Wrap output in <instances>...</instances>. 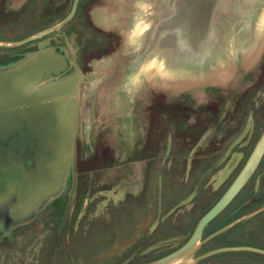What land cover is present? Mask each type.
Listing matches in <instances>:
<instances>
[{"label": "rangeland", "instance_id": "obj_1", "mask_svg": "<svg viewBox=\"0 0 264 264\" xmlns=\"http://www.w3.org/2000/svg\"><path fill=\"white\" fill-rule=\"evenodd\" d=\"M161 1L80 0L67 25L34 40L32 47L12 45L61 22L73 0H29L16 15L0 12V66L15 61L13 55L36 50L39 41H48L54 48L67 35L77 55L72 61L94 96L90 104H79L77 153L62 193L25 218L0 211V264H150L184 242L257 144L264 130V0L240 12L231 0L222 1L204 32L196 22L200 16L192 21L188 3L172 24L182 33L185 28L194 29V42L198 35L201 40L193 46L169 30L170 17L166 19L157 46L174 50L167 61L179 62L175 66L181 69L172 73L144 61L138 52L145 40L141 33L151 22L146 17L151 7L164 19L169 14V3ZM148 99L158 104L154 106H158V134L151 137L158 150L144 166L148 169L144 179L137 155L123 163L108 160L104 151L117 134L118 143L136 142L144 130L137 118ZM85 107L92 114H84ZM152 108L145 110L150 111L149 125ZM226 128L227 133H219ZM233 144L241 149L235 156ZM120 145L111 148L118 158L128 149ZM91 154L96 158L90 159ZM94 159L99 160L92 163ZM138 165V178L131 175L129 183H123L124 172L132 173ZM1 170L0 195L6 183L20 177L15 167L14 172ZM44 186L32 184L31 188ZM29 195L35 193L30 190ZM223 226V233L200 246L194 256L232 242H250L264 249V158L205 235ZM248 261L264 264L263 257L242 252L219 253L196 264ZM194 262L189 256L173 264Z\"/></svg>", "mask_w": 264, "mask_h": 264}, {"label": "water", "instance_id": "obj_2", "mask_svg": "<svg viewBox=\"0 0 264 264\" xmlns=\"http://www.w3.org/2000/svg\"><path fill=\"white\" fill-rule=\"evenodd\" d=\"M79 1L73 0L69 14L61 22L16 42L12 46L28 44L67 25L74 17ZM170 1L172 2L161 1L163 4L169 3L170 5L169 14L165 19L153 6L150 13L147 12L146 17L151 19V22L149 25L146 24V29L141 33L142 40H145L141 44L142 47L138 48L139 56H143L144 61H152L153 65L157 64L161 71L167 73L179 72L181 69V66L178 65L179 68L175 66L179 62L167 61L166 56L168 53L171 56L174 53L173 49L157 46V41L164 34L163 29L167 21L169 30H175L176 33L182 35L186 44L197 45L201 40L199 35L194 42L193 34L196 33H193V28V32L185 28V32L182 33L180 27L172 24L174 16L178 17V14H182L186 5L190 3L192 21L200 16L196 22L204 32L208 29L206 23L214 14L215 9L223 6H221L222 1L225 2V0H198L199 6L197 0ZM231 1L236 4L238 12H240L246 7L249 9L251 3L254 5L255 2L261 0ZM181 2L183 3L181 4ZM179 5L183 6L179 8ZM166 19L168 20L166 21ZM201 31L197 30L198 33H202ZM218 36L219 34L216 36L217 39L220 37ZM226 42L231 44L229 40ZM47 46V41L39 42L38 51L27 54L23 59L11 65L0 67V174L3 172L1 167L9 169L10 172H14L15 167L20 175L19 179H12L6 183V187L0 195V211L5 210L13 215L12 217L17 215L18 218H25L38 210L44 199L53 198V195L60 193L64 178H66L73 162V143L77 129L78 87L82 80H79L78 75L56 78L60 72L66 69V52L63 50V56L55 54ZM67 46L73 54L69 43ZM222 46L223 51L224 47ZM40 81H44V83L41 84ZM263 155L264 131L237 177L219 200L199 219L190 238L175 251L150 264H173L192 256L200 244L206 225L219 215L241 191ZM23 166L27 168L25 172H21ZM32 184L45 186L37 190L38 187L31 188ZM30 190L35 193L34 197L29 195ZM224 251H252L264 254L263 250L255 248L232 247L207 252L197 257L196 260Z\"/></svg>", "mask_w": 264, "mask_h": 264}, {"label": "flooded vegetation", "instance_id": "obj_3", "mask_svg": "<svg viewBox=\"0 0 264 264\" xmlns=\"http://www.w3.org/2000/svg\"><path fill=\"white\" fill-rule=\"evenodd\" d=\"M28 1L29 0H0V12H7V13H19V12H21L20 10H23L24 9V6L28 3ZM80 2V1H79ZM20 4V5H19ZM18 7V8H17ZM52 7H54V5H52ZM23 8V9H22ZM18 10V11H17ZM46 15V14H45ZM47 17V16H46ZM62 37V42L60 43H58V45H56L54 48L53 47H51V46H49V42H48V46L47 47H49V48H51L52 49V51H53V53H55V54H60V55H62L63 56V50L66 52V57H65V61H66V69L64 70V71H62V72H60L57 76H56V78H60V77H63V76H68V75H71V76H75V75H78L79 76V80L81 81L82 80V82H81V84H80V86L78 87V102L79 103H84V105L85 104H89V102L91 101V99H92V96H93V92H92V88H86V85H85V83H86V81H85V76H84V74L82 75V73L80 72V69H79V67H78V65L76 64V63H74L72 60H76V52H74L73 50V54H71V52L69 51V49H68V46H67V43H69L68 42V39H67V35H62L61 36ZM39 42H46V41H39ZM39 42H37L36 44H35V49L36 50H30L29 52H26V53H23V54H19V55H13L15 58V61H11V62H9L8 64H6V65H2V66H0V67H5V66H8V65H11V64H13V63H15V62H17V61H19V60H21V59H23L27 54H29V53H33V52H35V51H38V43ZM27 46H29V47H32L34 44H33V42H30V43H28V44H26ZM70 45V44H69ZM71 47V46H70ZM72 49V48H71ZM72 65H71V64ZM41 82V84L42 83H44V81H40ZM96 86H97V83H96ZM87 89V90H86ZM85 113L84 114H87L88 115V108L87 107H85ZM238 114H239V112H237ZM236 113V114H237ZM236 117V116H235ZM230 129H228V128H226L225 130L224 129H222V130H220V132L219 133H221V132H225V133H227L228 131H229ZM209 131H210V128H209V130H208V132H206V135H208L209 134ZM264 131V130H263ZM219 133H218V135H219ZM263 133V132H262ZM149 135V134H148ZM203 135H205V132H204V134H201V137L203 136ZM153 136H157L156 134L155 135H153ZM261 136V135H260ZM149 137H150V135H149ZM204 137V136H203ZM155 139V138H154ZM232 146H234V147H237V148H235L234 150H233V152H234V156H235V153H236V155H238L239 153H240V150L241 149H239L240 148V145L239 144H233ZM255 147V146H254ZM254 149V148H253ZM253 149H252V151H253ZM157 150H158V146L156 145V144H151L150 142H148L147 141V143L145 144V145H143L142 146V148L141 149H138V150H136L135 152H133V151H131V153L133 154V155H137L138 156V158H137V160H139L138 161V163H142V165H143V167H142V169H143V173H142V175L144 176L143 178L145 179V177H146V175L148 174L147 173V171H148V169H146L147 167H148V164H146V161L147 162H149V161H151L152 159L154 160V158H155V156H156V152H157ZM252 151H251V153H252ZM75 153H77L76 152V150H75V139H74V143H73V156H72V159H74L73 157L75 156ZM130 153V154H131ZM250 153V154H251ZM109 154H111V156L113 155V153L112 152H109ZM129 154V155H130ZM250 154H249V156H250ZM131 156L130 158H129V160L127 161V162H129L130 161V159H132V158H134V156ZM222 155H224V154H222ZM249 156L247 157V159L249 158ZM264 158V155H263V157H262V159ZM247 159L244 161V163H243V165H242V167L240 168V170H239V172L241 171V169L243 168V166H244V164L246 163V161H247ZM262 159L260 160V163H261V161H262ZM135 160V159H134ZM134 162V161H133ZM219 161H217L216 163H218ZM259 163V164H260ZM144 164L146 165L145 167V169H144ZM226 164V163H225ZM224 164V165H225ZM259 164H258V166H259ZM227 165V164H226ZM258 166L256 167V169L258 168ZM138 167H140L139 165L137 166V168H133V170L134 171H132V173L131 172H128V171H125L124 172V176H123V183H125V184H128L129 183V177L131 176V175H135L136 177L137 176H139L140 175V172H141V170L139 171L138 169ZM26 167H22L21 168V172H25L26 171ZM256 169H255V171H256ZM136 170V171H135ZM254 171V172H255ZM239 172L237 173V175L239 174ZM146 174V175H145ZM254 174V173H253ZM253 174H252V176H253ZM237 175L234 177V179L237 177ZM251 176V177H252ZM250 177V178H251ZM138 178V177H137ZM157 178H159V176H157ZM234 179L232 180V182L234 181ZM65 180H66V178H64V181H63V186L65 185ZM137 180V179H136ZM250 180V179H249ZM248 180V181H249ZM138 181V180H137ZM247 181V182H248ZM231 182V183H232ZM231 183L229 184V186L231 185ZM140 184V183H139ZM247 184V183H246ZM245 184V185H246ZM62 186V190L60 189V194L62 193V191H63V189H64V187ZM228 186V187H229ZM228 187L226 188V190L228 189ZM141 188H143V186L141 187ZM244 188V187H243ZM242 188V189H243ZM127 189V188H126ZM241 189V190H242ZM130 190H132V189H130ZM225 190V191H226ZM224 191V192H225ZM125 192V191H124ZM135 192V191H134ZM134 192H130L129 190H126V193H129V194H137V195H139L140 194V192H138V191H136L135 193ZM224 192H223V194H224ZM26 193H27V191H26ZM240 193V192H239ZM238 193V194H239ZM125 194V193H124ZM222 194V195H223ZM237 194V195H238ZM221 195V196H222ZM237 195H236V197H237ZM57 196H59V195H55V196H53L54 197V199L55 198H57ZM220 196V197H221ZM235 197V198H236ZM234 198V199H235ZM234 199L231 201V203L234 201ZM50 199H47V200H43V202L41 203V205L42 204H44V203H46L47 201H49ZM219 200V199H218ZM230 203V204H231ZM229 204V205H230ZM228 205V206H229ZM213 206V205H212ZM227 206V207H228ZM227 207L219 214V215H217L210 223H208L207 225H206V227L204 228V230H203V233H202V237H201V239H200V244L198 245V247H197V249L200 247V246H203L204 244H206L208 241H210L211 239H213V238H215V237H217L218 235H220L221 233H223V231L225 230L224 229V226L223 227H219V228H217V229H215V230H213V232H211V233H209L208 235H205V232H206V228L211 224V223H213V221L216 219V218H218L226 209H227ZM210 209V208H209ZM209 209L207 210V211H209ZM206 211V212H207ZM205 212V213H206ZM204 213V214H205ZM203 214V215H204ZM202 215V216H203ZM201 216V217H202ZM200 217V218H201ZM199 218V219H200ZM199 221V220H198ZM198 221H197V223H198ZM197 223H196V225H197ZM196 225H195V227H196ZM195 227L193 228V230H192V232L189 234V236L184 240V242H182L179 246H177V247H175V248H173L171 251H169V252H166L165 254H163V255H161V256H159V257H157L156 259H159V258H161V257H163V256H165V255H167V254H169V253H171V252H173V251H175L176 249H178L179 247H181L189 238H190V236L192 235V233H193V231H194V229H195ZM215 234V235H214ZM213 235V236H212ZM209 237H211V238H209ZM209 238V239H208ZM208 239V240H207ZM227 245H230V246H225V247H218V248H216V249H213V250H217V249H221V248H236V247H250V248H255V246H252V245H250V242H232L231 244H227ZM197 249H196V251H197ZM255 249H259V250H263L264 251V249H261V248H255ZM213 250H209V251H207V252H210V251H213ZM207 252H204L203 254H205V253H207ZM226 252H232V253H236V252H242V253H251V254H254V255H257V256H260V257H263L264 258V254H262V253H257V252H252V251H224V252H220V253H226ZM203 254H201V255H203ZM217 254H219V253H217ZM201 255H198V256H194V254L192 255V257L194 258V263L193 264H196V263H198L199 261H201V260H204V259H207V258H209V257H212V256H215L216 254H214V255H212V256H208V257H205V258H202V259H199V260H196V258L197 257H200ZM129 258V256L127 257V259ZM155 259V260H156ZM152 262V261H151ZM249 262V261H248ZM256 263V262H255ZM249 264H254L253 262H249Z\"/></svg>", "mask_w": 264, "mask_h": 264}, {"label": "crops", "instance_id": "obj_4", "mask_svg": "<svg viewBox=\"0 0 264 264\" xmlns=\"http://www.w3.org/2000/svg\"><path fill=\"white\" fill-rule=\"evenodd\" d=\"M96 5H94V7H95ZM94 97V96H93ZM93 100V99H92ZM92 101H90L89 102V104L91 103ZM145 102V101H144ZM142 103V105L143 106H145L144 107V111L143 112H141V113H139V117L137 118V120H138V122H140V124H141V126H143L144 127V130L141 132H139V135L141 134V136L140 137H138V139L136 140V142L135 143H133V144H128V142L126 143V144H124L123 143V141H124V139L122 140V142L120 143H118L117 142V139H119V134H117L118 135V138H116V140L114 139L115 137H112L113 138V141H111L110 142V140H108V142H110V143H112V144H110V143H107L106 145H105V151L104 152H106L105 153V155L104 156H106L107 158H108V160H117L118 162L121 160L123 163H127V161L129 160V158L133 155L132 153H131V151H136V150H138V149H141L142 148V146L143 145H145L146 143H147V141L148 142H150L151 143V137L153 136V135H157L158 134V128L157 127H155V125L158 123V117H157V115H156V108L158 107V106H156V107H154L155 105H158L157 104V102L156 103H154V99L150 102V99H148L145 103ZM79 104H82V103H79L78 102V110H77V124H78V113H79ZM169 103H166L165 105H168ZM171 104H173V105H168V106H174V105H176L175 103H171ZM160 105V104H159ZM148 107H153L152 108V113H151V117H149V121H150V125L149 124H147L146 123V117H147V115L149 116L150 115V111H146L145 112V110H147V108ZM182 109V108H181ZM88 112H90V107L88 108V110H87ZM92 112V111H91ZM90 112V113H91ZM92 114V113H91ZM87 116H89V113H88V115ZM86 120H88V117H86ZM150 135V137H149V135ZM120 144H122L123 145V147H125V149L126 148H128L127 150H126V152L124 153V155L121 157V158H118V155H117V153H113L112 151L114 150V152H115V149L113 148V150L111 149L112 147H113V145H116V146H120L121 147V145ZM152 144V143H151ZM77 149V148H76ZM77 152V151H76ZM107 152H108V154H107ZM109 152H112L113 153V155L111 156V154H109ZM96 153V151H95V149H94V152H93V154H95ZM131 153V154H130ZM93 154H91V158L90 159H93V158H96V155H93ZM130 154V155H129ZM115 158V159H114ZM98 160L99 159H94L93 161H92V163L94 162V163H97L98 162ZM144 166H145V164H144ZM119 191H117V193H118Z\"/></svg>", "mask_w": 264, "mask_h": 264}, {"label": "bare ground", "instance_id": "obj_5", "mask_svg": "<svg viewBox=\"0 0 264 264\" xmlns=\"http://www.w3.org/2000/svg\"><path fill=\"white\" fill-rule=\"evenodd\" d=\"M93 1V0H92ZM96 1V0H95ZM90 4V3H89ZM92 5V4H91ZM91 5H89V6H91ZM18 11V10H17ZM93 12V11H92ZM91 14V13H90ZM93 14V13H92ZM16 15V14H15ZM92 16H94V15H92ZM95 18V17H94ZM96 21H97V19H96ZM74 36V35H73ZM77 38V37H76ZM141 57V56H140ZM93 62V61H92ZM83 67H84V65H83ZM82 69V68H81ZM83 71V70H82ZM263 72H264V69H263ZM263 92V91H262ZM147 162V161H146ZM147 164V163H146ZM143 171V170H142ZM143 176V175H142ZM64 187V186H63ZM62 190V189H61ZM131 192V191H130Z\"/></svg>", "mask_w": 264, "mask_h": 264}]
</instances>
